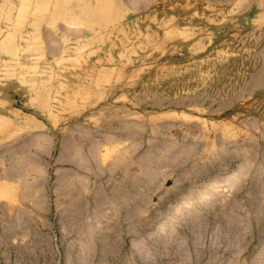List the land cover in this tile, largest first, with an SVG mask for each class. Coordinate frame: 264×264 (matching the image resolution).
<instances>
[{"label": "rangeland", "instance_id": "rangeland-1", "mask_svg": "<svg viewBox=\"0 0 264 264\" xmlns=\"http://www.w3.org/2000/svg\"><path fill=\"white\" fill-rule=\"evenodd\" d=\"M0 264H264V0H0Z\"/></svg>", "mask_w": 264, "mask_h": 264}, {"label": "bare ground", "instance_id": "bare-ground-1", "mask_svg": "<svg viewBox=\"0 0 264 264\" xmlns=\"http://www.w3.org/2000/svg\"><path fill=\"white\" fill-rule=\"evenodd\" d=\"M83 198V200H84V198H86V197H82ZM80 199H81V197H80ZM88 199V198H87ZM78 200V199H77ZM83 200L81 199V200H78L79 202L80 201H82L83 202ZM86 201V200H85ZM95 204H97V203H95Z\"/></svg>", "mask_w": 264, "mask_h": 264}]
</instances>
